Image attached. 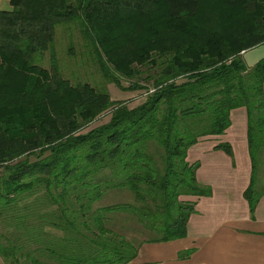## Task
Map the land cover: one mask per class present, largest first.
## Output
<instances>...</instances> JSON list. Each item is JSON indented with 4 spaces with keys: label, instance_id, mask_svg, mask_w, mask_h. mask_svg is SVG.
<instances>
[{
    "label": "trees",
    "instance_id": "1",
    "mask_svg": "<svg viewBox=\"0 0 264 264\" xmlns=\"http://www.w3.org/2000/svg\"><path fill=\"white\" fill-rule=\"evenodd\" d=\"M9 1L12 10H0L5 262L133 264L144 243L186 238L196 213L189 198L212 196L188 151L225 135L240 108L252 166L244 198L254 218L264 194V61L248 67L244 54L264 45V0ZM60 26L80 31L117 88L126 80L127 90H145L143 79L153 92L130 107L90 84L72 85L55 52ZM215 150L234 162L229 143ZM126 192L134 204L102 205ZM118 215L155 237L135 245L115 229Z\"/></svg>",
    "mask_w": 264,
    "mask_h": 264
},
{
    "label": "crops",
    "instance_id": "2",
    "mask_svg": "<svg viewBox=\"0 0 264 264\" xmlns=\"http://www.w3.org/2000/svg\"><path fill=\"white\" fill-rule=\"evenodd\" d=\"M0 10L11 11L10 1L0 0ZM231 121L225 135L206 138L188 151L187 161L200 164L198 182L210 187L212 196L189 198L196 202V213L189 219L187 237L144 243L133 264H264V194L254 218L244 198L252 172L246 109L234 110ZM220 143L231 145L234 162L215 150Z\"/></svg>",
    "mask_w": 264,
    "mask_h": 264
},
{
    "label": "rangeland",
    "instance_id": "3",
    "mask_svg": "<svg viewBox=\"0 0 264 264\" xmlns=\"http://www.w3.org/2000/svg\"><path fill=\"white\" fill-rule=\"evenodd\" d=\"M55 52L61 68V73L72 85L90 84L98 92L108 91L111 99L115 102L127 103L130 107H136L143 103L147 95L153 92L151 83L142 79L141 85L147 89L139 91H129V82L122 80L123 88H117L115 84L109 82L103 76L96 51L87 44L84 36L78 29L73 27L67 29L65 26L57 28L55 39ZM42 66L50 68V54L45 55ZM151 90V91H150ZM110 117V112L100 116L90 127H96L105 123ZM263 161V160H262ZM261 163V162H260ZM261 174L264 176V166L259 167V179ZM130 203L134 204L132 196L126 193H112L102 203V205ZM115 229L125 235L127 240L134 242L135 245L154 238L152 233L146 232L132 217L118 215L114 217ZM0 264H8L0 257Z\"/></svg>",
    "mask_w": 264,
    "mask_h": 264
},
{
    "label": "water",
    "instance_id": "4",
    "mask_svg": "<svg viewBox=\"0 0 264 264\" xmlns=\"http://www.w3.org/2000/svg\"><path fill=\"white\" fill-rule=\"evenodd\" d=\"M244 59L248 67H254L264 61V45L246 52Z\"/></svg>",
    "mask_w": 264,
    "mask_h": 264
}]
</instances>
